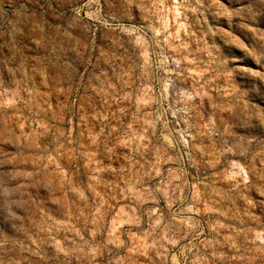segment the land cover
Returning <instances> with one entry per match:
<instances>
[{
  "label": "rangeland",
  "instance_id": "obj_1",
  "mask_svg": "<svg viewBox=\"0 0 264 264\" xmlns=\"http://www.w3.org/2000/svg\"><path fill=\"white\" fill-rule=\"evenodd\" d=\"M0 264H264V0H0Z\"/></svg>",
  "mask_w": 264,
  "mask_h": 264
}]
</instances>
